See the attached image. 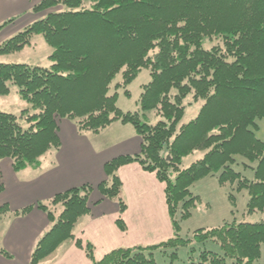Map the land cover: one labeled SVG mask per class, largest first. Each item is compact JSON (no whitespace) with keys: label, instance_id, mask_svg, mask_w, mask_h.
Listing matches in <instances>:
<instances>
[{"label":"trees","instance_id":"1","mask_svg":"<svg viewBox=\"0 0 264 264\" xmlns=\"http://www.w3.org/2000/svg\"><path fill=\"white\" fill-rule=\"evenodd\" d=\"M57 6L66 9L52 12L0 48V54L18 52L41 34L54 49L51 68L0 63V96L9 95L15 85L36 110L25 128L22 116L0 109V177L2 160L21 171L36 168L42 156L58 150L63 120H76L80 132L94 134L115 121L129 123L142 137L141 151L105 163L106 181L99 192L117 200L123 213L127 203L119 167L138 162L156 172L166 183L175 236L155 245L117 248L98 261L88 242L84 250L92 264H158L154 251L159 248L174 249L168 264H177L179 248L208 242L220 245L222 253L202 248L196 257L192 247L190 264H255L262 256L264 220L227 221L187 238L181 235V221L193 215L200 201L191 186L210 176L221 186L247 191L250 213L264 211V140L257 135L264 120V0H43L38 8ZM216 36L222 44L204 47ZM145 69L151 80L140 95V110H121L119 93H110L112 85L122 75L115 87L128 88ZM189 97L202 105L195 119L182 125ZM150 111L164 120L155 125L144 121ZM198 151L207 153L183 169V160ZM236 157L247 160L244 169L253 171L252 179L235 168ZM92 191L83 185L54 196L50 204L63 206L58 216L42 202L17 212L26 215L36 207L53 222L29 264H39L74 240L76 223L91 212ZM9 210L4 204L0 214ZM117 225L127 230L122 219ZM77 246L83 247L81 240Z\"/></svg>","mask_w":264,"mask_h":264},{"label":"crops","instance_id":"2","mask_svg":"<svg viewBox=\"0 0 264 264\" xmlns=\"http://www.w3.org/2000/svg\"><path fill=\"white\" fill-rule=\"evenodd\" d=\"M41 1L0 0V44L34 22V8ZM27 47L18 52L0 54L3 59L0 63L19 64L4 57ZM60 124V148L42 156L41 164L36 168L15 171L12 161L2 160L0 180L4 190L0 191V207L7 204L10 210L0 216L11 213L15 219L3 234V243L7 247L13 251L25 250V264H29L32 249L42 234L49 230L51 223L46 213L36 207L26 215L17 212L37 202L48 204L57 194L83 185L93 187L91 212L84 215L86 220L77 231L75 227L74 240L62 243L59 247L63 249L62 253L49 264H92L84 250L88 242L93 244L98 261L117 248L155 245L175 236L166 199V183L157 178L156 172H148L138 162L119 167L121 196L127 203L123 213L117 200L106 199L99 192L98 186L106 181L105 163L120 156L140 153L142 137L133 125L115 121L94 134L80 132L71 120H63ZM119 219L123 220L127 230L117 225ZM78 240L82 241V248L77 246Z\"/></svg>","mask_w":264,"mask_h":264},{"label":"rangeland","instance_id":"3","mask_svg":"<svg viewBox=\"0 0 264 264\" xmlns=\"http://www.w3.org/2000/svg\"><path fill=\"white\" fill-rule=\"evenodd\" d=\"M43 1V0H42ZM41 3V2H40ZM40 4H38L36 7L38 8ZM35 7V8H36ZM34 8V9H35ZM36 8V9H37ZM34 10V17L35 20L32 24L33 25L37 22H41L42 20L46 19L52 12H62L66 8L57 6L55 8L52 7V9H37ZM30 26L26 27L24 30L18 31V33L8 38L6 41L2 42L0 44L1 46H5V43H7L8 40L16 37L19 35V33L24 32L27 30ZM31 47H27L30 46ZM217 44H222V39L219 36H216L211 39H207L205 41L204 47L211 48L213 46H216ZM30 45H27L26 49L24 51H21L16 54H11L8 57H4L5 60H8L10 58L11 60H14V62L20 63H27L29 65H36L40 67H47L51 68L52 61L50 60V56L53 53L54 49L51 47L45 40L44 36L41 34H35L30 39ZM3 61L2 57H0V62ZM151 80V74L149 69L143 70L140 75L137 77V79L128 85V88H117L115 85L119 82H122V75H119L114 84L112 85L111 94H114L116 91L118 94V106L123 110H132L133 112L140 110L139 106V100L140 95L143 91V87L148 84ZM126 89L130 91V95L126 93ZM11 92L9 95L0 96V109L7 113H13L16 115L22 116V119L20 123L25 127L29 128L31 126V123L29 122L32 118V115L36 113V110L32 108V106L27 102L17 91V88L15 85H11ZM192 97H189L186 100V113L183 118V121L181 122L182 125L185 123L190 122L191 120L195 119L199 109L201 108L202 102H196L191 103ZM25 110V111H24ZM38 113V111H37ZM142 114V113H141ZM143 116V115H141ZM30 117V118H29ZM142 119L149 124H157L160 121L164 120L162 116L158 114L157 111H150L146 112L145 116L142 117ZM75 122L76 120H71ZM259 127L260 130L257 133L258 137L264 140V120L259 121ZM169 155V151H164V154ZM207 152L206 151H198L195 152V154H192L186 159L183 160L182 168H187L191 166V164L195 161H197L200 158H203ZM168 157H171L170 155ZM247 162V160L236 157V165L235 168L241 171L242 173L249 177L253 178L254 174L252 170L244 169V164ZM171 170L167 171V173H170ZM173 180H176L174 175L171 176ZM235 185V183H234ZM191 190L195 196H197L200 201L196 208H194L193 215L187 219L181 221L182 229H181V235L183 237H193L195 234H193L195 231H199L202 228H209L213 229V227H219L222 226L227 221H242V222H252V223H259V221L264 220V211H258L254 213H250L249 209V201L250 197L248 195L247 191L238 192L236 189V186H232L230 184L227 185H220L218 182V179L216 177L210 176L209 178H205L203 180H199L196 184L191 186ZM230 194L234 196V203L230 198ZM39 202H37L38 204ZM51 201L49 200V203L46 204L49 206V208L58 216L63 207L57 205L50 204ZM36 204V205H37ZM44 212V211H43ZM47 215V213H46ZM48 217V215H47ZM51 226L53 222L50 220ZM14 215L13 214H5L0 216V264H25L26 262V253L25 250H16L13 251L9 247H7L3 243V234L6 232V230L10 227L11 222H13ZM86 220V217L83 219L81 218L75 225L76 231L79 229V227L82 226V223H84ZM50 226V227H51ZM78 228V229H77ZM50 231V228L49 230ZM46 231L45 233H47ZM44 233V234H45ZM42 234V236L44 235ZM41 236V237H42ZM40 237V238H41ZM39 238V239H40ZM184 241V240H180ZM34 246L32 251L37 247V244ZM203 244H197L193 243L190 247H181L178 250V260L177 264H190L189 263V255L190 251L192 250V247H195L196 250L193 253L194 256H198L199 252L202 248H207L212 251H217L222 253L220 245L212 242H208L205 245ZM62 248H59L54 254L52 253L51 257H46L45 259L40 261V264H49L52 260H54L56 257H58L62 253ZM174 249H165V248H159L156 251H154L155 259H157L158 264H168V262L171 261L170 255L172 252H174ZM147 255H149L151 252L146 251ZM191 253V254H192ZM262 256L258 261L255 262V264H264V245L262 247ZM22 257V258H20ZM229 264H233L232 260L228 261Z\"/></svg>","mask_w":264,"mask_h":264},{"label":"water","instance_id":"4","mask_svg":"<svg viewBox=\"0 0 264 264\" xmlns=\"http://www.w3.org/2000/svg\"><path fill=\"white\" fill-rule=\"evenodd\" d=\"M168 159L170 160V159H171V157H168Z\"/></svg>","mask_w":264,"mask_h":264}]
</instances>
